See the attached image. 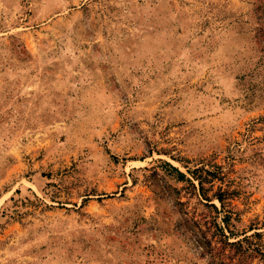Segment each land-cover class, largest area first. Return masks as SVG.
<instances>
[{"label":"rangeland","instance_id":"rangeland-1","mask_svg":"<svg viewBox=\"0 0 264 264\" xmlns=\"http://www.w3.org/2000/svg\"><path fill=\"white\" fill-rule=\"evenodd\" d=\"M0 264H264V0H0Z\"/></svg>","mask_w":264,"mask_h":264},{"label":"trees","instance_id":"trees-1","mask_svg":"<svg viewBox=\"0 0 264 264\" xmlns=\"http://www.w3.org/2000/svg\"><path fill=\"white\" fill-rule=\"evenodd\" d=\"M167 166L170 168L171 171L175 172L177 174V178L180 182H187L193 186L194 189H196L195 184L193 183L192 180L188 179L182 172H180L176 167L167 164ZM201 171L200 170H195L191 172V175L193 177V180L198 182V194L199 197L206 201L207 203H211L213 200H217L221 204V210L219 211L218 208L214 205H212V208L216 210L217 213L220 215L223 214L222 218V224H216V230L217 232L220 233V235L224 238L226 244L228 245H241L243 242L248 241L249 238H244V240H239L236 243H229V236L226 235V231L230 233V236L235 237L236 235L234 232L231 230V220H232V214L231 211L227 210V208L231 205L230 202H228V199L230 197L228 196V193L223 190H218L217 192H214L212 196H209V191L205 189V184L206 183H212L214 179H217V176L211 172H206L207 176H210L211 179L209 178H204L202 174H199ZM255 236H260L259 233L255 234Z\"/></svg>","mask_w":264,"mask_h":264}]
</instances>
